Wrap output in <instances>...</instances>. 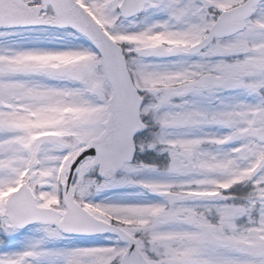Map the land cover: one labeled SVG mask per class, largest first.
<instances>
[{"label":"snow or ice","instance_id":"obj_1","mask_svg":"<svg viewBox=\"0 0 264 264\" xmlns=\"http://www.w3.org/2000/svg\"><path fill=\"white\" fill-rule=\"evenodd\" d=\"M0 264H264V0H0Z\"/></svg>","mask_w":264,"mask_h":264}]
</instances>
